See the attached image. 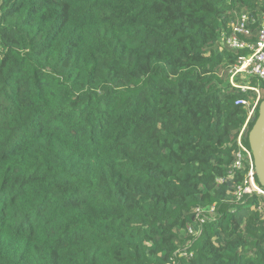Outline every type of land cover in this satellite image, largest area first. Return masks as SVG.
<instances>
[{
  "label": "trees",
  "instance_id": "trees-1",
  "mask_svg": "<svg viewBox=\"0 0 264 264\" xmlns=\"http://www.w3.org/2000/svg\"><path fill=\"white\" fill-rule=\"evenodd\" d=\"M246 13L255 41L264 0H0V264H264L234 168L264 81L250 114L223 45Z\"/></svg>",
  "mask_w": 264,
  "mask_h": 264
},
{
  "label": "built area",
  "instance_id": "built-area-1",
  "mask_svg": "<svg viewBox=\"0 0 264 264\" xmlns=\"http://www.w3.org/2000/svg\"><path fill=\"white\" fill-rule=\"evenodd\" d=\"M254 22L255 18H252L249 14L246 13L241 15L236 21L230 24L231 32L225 37L223 42V45L231 50L247 51L246 55H239L237 64L228 70V75L230 83L239 87L242 91L245 92L248 89H252L257 92V100L252 107L250 114L253 113L254 108L261 97V88L258 85L253 86L250 80L244 76H246V74L249 76L254 75L257 76L259 80L264 81V22L261 29L257 32L256 40L251 41V37L254 34L252 28ZM239 74L243 77L242 81L237 80ZM243 103L250 105L249 100L243 101ZM245 128L246 125L243 127L237 138L238 148L235 153L234 162L235 169H245L247 171L243 184L235 191L238 200H240L246 193H257L264 196V187L258 183L253 151L243 140ZM218 181L222 182L223 179ZM214 214V206L210 208L197 206L194 213L195 220L189 225L185 232L191 235H198L201 231L202 225Z\"/></svg>",
  "mask_w": 264,
  "mask_h": 264
},
{
  "label": "water",
  "instance_id": "water-1",
  "mask_svg": "<svg viewBox=\"0 0 264 264\" xmlns=\"http://www.w3.org/2000/svg\"><path fill=\"white\" fill-rule=\"evenodd\" d=\"M248 140L254 155L258 181L264 187V99L259 105V114L249 131Z\"/></svg>",
  "mask_w": 264,
  "mask_h": 264
},
{
  "label": "rangeland",
  "instance_id": "rangeland-1",
  "mask_svg": "<svg viewBox=\"0 0 264 264\" xmlns=\"http://www.w3.org/2000/svg\"><path fill=\"white\" fill-rule=\"evenodd\" d=\"M231 24V23H230ZM225 73V72H224ZM243 76H244V74H243ZM244 77H247V78H249V75H247L246 74V76H244ZM228 78H229V75H228ZM183 233H185L186 234V232L185 231H183Z\"/></svg>",
  "mask_w": 264,
  "mask_h": 264
}]
</instances>
